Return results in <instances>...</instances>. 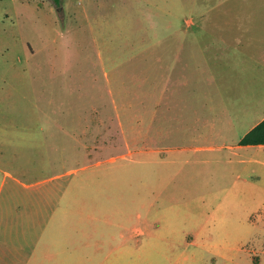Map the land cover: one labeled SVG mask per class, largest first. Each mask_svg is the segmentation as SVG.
Returning a JSON list of instances; mask_svg holds the SVG:
<instances>
[{"label":"rangeland","instance_id":"1","mask_svg":"<svg viewBox=\"0 0 264 264\" xmlns=\"http://www.w3.org/2000/svg\"><path fill=\"white\" fill-rule=\"evenodd\" d=\"M197 9L259 11L247 16L264 31V0H0V139L48 111L88 123L98 141L87 148L106 157L136 151L122 161L141 174L140 210L155 201L163 223L122 264H264V173L229 159L240 127L220 138L192 129L196 108L199 122L214 119L193 100L209 96L211 76L198 75L196 49L183 52L176 31ZM253 79L234 85L260 90Z\"/></svg>","mask_w":264,"mask_h":264},{"label":"crops","instance_id":"2","mask_svg":"<svg viewBox=\"0 0 264 264\" xmlns=\"http://www.w3.org/2000/svg\"><path fill=\"white\" fill-rule=\"evenodd\" d=\"M210 12L197 9L176 30L183 52L192 55L196 49L198 75H210L212 81L209 96L199 89L193 100L214 119L199 122L204 112L196 108L192 129L220 138L240 127L237 142L228 145L229 159L252 175H262L264 143H240L264 119V75L259 68H264V31L247 16L259 11H213L212 19ZM218 12L235 18H216ZM247 78L260 80L261 89L238 88ZM47 112H40L36 126L0 139V264H122L125 248H136L139 255L140 238L156 234L163 221L155 201L140 210L145 197L141 174L122 161L136 151L128 148L106 157L102 147L87 148L98 141L88 123L72 127V120ZM133 132L137 137L136 127ZM77 142L83 145L80 150ZM138 152L150 157L158 149Z\"/></svg>","mask_w":264,"mask_h":264},{"label":"trees","instance_id":"3","mask_svg":"<svg viewBox=\"0 0 264 264\" xmlns=\"http://www.w3.org/2000/svg\"><path fill=\"white\" fill-rule=\"evenodd\" d=\"M54 4H61L62 0H51ZM240 143H264V119L254 128L249 130L241 139Z\"/></svg>","mask_w":264,"mask_h":264}]
</instances>
